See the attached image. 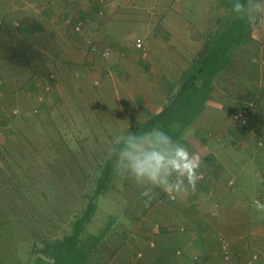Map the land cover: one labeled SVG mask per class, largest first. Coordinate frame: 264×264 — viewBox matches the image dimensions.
Listing matches in <instances>:
<instances>
[{
    "label": "rangeland",
    "instance_id": "rangeland-1",
    "mask_svg": "<svg viewBox=\"0 0 264 264\" xmlns=\"http://www.w3.org/2000/svg\"><path fill=\"white\" fill-rule=\"evenodd\" d=\"M73 1L77 2L74 6L77 14L83 6L98 7L84 10L75 17L83 24L79 31L73 29L72 33L78 34L88 54L98 59L94 71L102 73V77L98 73L99 77L88 76L86 86L81 87L83 93L77 94L69 86L55 88L53 77L47 83L50 86L47 94H38L35 100L38 103L33 101L29 105L36 111L28 116L24 112L21 118H16L13 97L0 95V264L20 263V252L30 249L33 236L34 247L40 250L46 242L61 240L71 233L74 220L82 215L86 197L95 188L105 161L128 132L150 120L147 125L151 127L147 129L159 126L173 140L176 135L174 141L180 142L179 138L196 122L197 106L187 104L190 95H185L182 97L185 105L179 104L174 110L175 94L182 87L191 62L205 54L212 39L220 37L221 31L214 35L218 18L226 19L223 26L234 18L229 7L234 0H225L228 6L222 8L225 13L220 15L214 6L224 0H88L87 5L82 3L81 6L79 0ZM195 18L198 20L194 21ZM189 26L195 30H190ZM245 37L251 39V33ZM224 38L225 35L221 39ZM227 39L244 43L231 51L229 70L227 67L226 72L209 82V89L214 91H208V99L211 104H230L232 120L222 126L208 111L200 120L205 121L207 130H226L222 148L216 154L226 163L228 173L224 178H233L235 185L229 186V192L222 191L207 201L209 205L222 204L219 209L226 206L228 212L234 208L239 213L236 214L238 219L240 216L247 219L258 212L256 199L264 204V163H259L255 170L251 162L256 153L264 161V145L257 144L264 139V110L252 111L255 97L248 93L264 82V59H260L259 64L252 60L254 53L262 51L264 55V48L258 41L260 38L245 41L241 36L239 39L228 36ZM111 40H115L117 46H112ZM137 41L141 42V47L136 46ZM192 42L195 43L192 45ZM92 44L100 53L108 50V55L92 53L89 49ZM113 49L122 57V70L131 76V79L118 80V84L107 80L104 70L113 64L107 63ZM245 73L250 77L236 78ZM114 87L120 90L119 97L105 92L93 96L100 89L113 92ZM215 94H220L222 99L214 98ZM241 97L246 99L241 101ZM44 102L46 107L41 104ZM119 102L129 107L136 103L140 111L134 114L127 111L131 113L128 118L118 120L116 116L122 112L113 108L118 109ZM97 108L105 109L96 111ZM252 113L254 118L256 113L262 114L257 115L258 123L254 125L251 124ZM92 115H96L94 119ZM18 119L21 121L17 122ZM232 125L243 131H256L257 145L253 140L246 150L228 129ZM244 163L247 168L242 167ZM113 169L109 187L99 197L95 215L81 235L90 238L105 232L104 239L91 249L84 264H163L174 249L175 219L191 220L196 216L195 210L186 205L185 199L171 200L160 188H152L150 199L143 197L141 192L147 186H139L122 175L115 162ZM215 218L218 222L222 220ZM150 242L156 247H151ZM170 262L174 264V256Z\"/></svg>",
    "mask_w": 264,
    "mask_h": 264
},
{
    "label": "crops",
    "instance_id": "crops-1",
    "mask_svg": "<svg viewBox=\"0 0 264 264\" xmlns=\"http://www.w3.org/2000/svg\"><path fill=\"white\" fill-rule=\"evenodd\" d=\"M78 2L80 3L79 6L82 3L87 5L88 0H79ZM253 2L264 4V0H251V3ZM226 5L225 0L220 1L217 6H214V10L219 11V15L225 13L222 8ZM74 6H77V2L73 0L0 1V8L6 7V9L0 10V95L13 97L14 111L18 115L16 118H21L20 114L24 112L27 114L24 113V115L28 116L36 111H32L29 105H32L33 101H37L36 96L38 94H42V92L47 94L50 87L47 83L53 77L55 81L52 82L55 84V88L60 87V85L69 86V88L76 90L75 94L77 92L83 93L81 87L82 85L86 86L88 76L102 77V73L99 74L94 71L97 67L95 60L98 59L93 54H88L82 38L78 34L72 33V24L78 20H75V17L80 16L84 10H97L98 7L83 6V8H80L81 12L77 14V9ZM249 7H251V4ZM110 11H113V8H110ZM220 11L222 12L220 13ZM197 12L201 13L202 11ZM211 12L209 14H213ZM69 15L71 19H67ZM197 20L194 19V21ZM202 20L208 21L209 19L203 18ZM218 20V26L215 29L217 34L219 31H223L220 18ZM249 24L251 28V39L249 41L260 38L258 41L261 42V45L263 44L264 48V24ZM189 29L195 30L192 26H189ZM193 39L195 40V37ZM207 40L210 41L209 36ZM193 43L195 42L191 44L193 45ZM111 44L117 46L115 40H111ZM115 51L116 49H113V54L107 57V63L111 62L112 64L113 62L112 66L110 65L111 68L109 66L108 69L106 67L104 70L107 80L109 78L113 84H118V80L131 79V76L128 71L122 70V57H118ZM252 57L253 62L256 64L262 61L260 59H264L262 51L259 54H252ZM98 62L102 64L101 61ZM93 63L95 65H92ZM97 73L99 76H97ZM248 77L250 75L245 73L242 77L238 75L236 78L244 79ZM110 91L100 89L94 92L93 96L96 94L104 95V92L108 96L110 94L116 97L120 96L119 89L114 87L113 92ZM150 91H153V88ZM213 91L214 89L211 90V92ZM248 93L255 97V105L252 111L264 110V107H261V103L264 101V85ZM237 94L244 96L243 93ZM213 97L222 99L220 94L218 96L215 94ZM244 99L246 97H241V101ZM44 103L41 104L46 107L47 104ZM135 104L132 103V106L129 107L125 102H119L118 109L112 106L114 111L122 112L121 115L116 116L118 120L127 119L128 115L131 114L127 111H131L132 114H134L133 112H139L141 107L136 104L137 108ZM96 105L93 104L92 106ZM44 106L42 107L43 110ZM98 106L101 107L100 104ZM241 106L244 105L241 104ZM248 107L250 108V106ZM102 109L97 108L96 111ZM207 111L208 115L213 113L216 119L222 123V126L224 123V125H227L228 122L231 123L232 120V107L230 104L215 102L211 104L208 99L196 117V122L189 126L188 133L186 134V131L179 138V143L187 147L190 152L197 151L201 154L202 163L199 173L202 174V178L197 182L195 190L189 189L188 194L185 193L179 198V200L185 199L186 205L195 210L196 216L185 222L175 219L174 249L173 252L170 251L172 254L162 262L163 264H173L170 262V258L174 256V264H264V211L255 212L253 216H249L247 219H244L243 216L238 219L236 214L239 213L234 208L228 212L226 206L219 209L222 204L218 202L212 205L208 204L207 199L219 195L222 191L229 192V186H234L235 180L230 177L224 178L225 174L228 173L225 170L226 163L219 160L216 154L217 150L222 148V136L226 134V130L223 128L217 131L205 129V121H201L200 118L204 117ZM258 114L262 115L256 113L254 118L252 113L251 124L258 123ZM149 115L144 114V116ZM95 116L92 115V119ZM109 117L111 118L112 115ZM18 121H21V119H18ZM260 121L262 122L261 119H259ZM228 129L233 132L237 141L244 145L246 150L249 143L252 144L251 141H255L253 142L254 145L257 142L254 139L257 135L256 131H243L233 125L229 126ZM263 143L264 139L262 138V140H258L257 144L263 146ZM251 162L255 170L260 165L259 163H264L263 158L258 153L252 156ZM242 167L247 168L246 163ZM254 202H259V200L256 199ZM215 216L222 218V220L218 222ZM145 238L148 239V237ZM224 243L228 244L227 248H224ZM150 246L156 247L152 242H150Z\"/></svg>",
    "mask_w": 264,
    "mask_h": 264
},
{
    "label": "trees",
    "instance_id": "trees-1",
    "mask_svg": "<svg viewBox=\"0 0 264 264\" xmlns=\"http://www.w3.org/2000/svg\"><path fill=\"white\" fill-rule=\"evenodd\" d=\"M239 2L247 4L248 0H239ZM232 13L234 18L230 20L228 24L222 26L223 31L220 37L217 36L215 39H212L205 54L195 58L191 62L186 78L182 83V87H180L175 94L174 110L178 109L179 104L185 105V101L182 99L183 96L190 95L187 104L192 103V105L197 106L195 113L198 116L204 102L209 98L208 91L212 90V88L209 89V82L214 77L221 75L222 72H226L227 67L229 69L228 65L231 63L232 58L230 56L231 51L236 45L239 44L241 46V43H244L242 42L243 40H233L231 42L227 39L228 36H238V39L241 36V38H245V41L250 40V38L245 37L251 33L249 22L246 19L238 18L236 13ZM225 21V18H220L221 25H223ZM215 35H217V33H215ZM224 35L225 38L222 40L221 38L224 37ZM222 41L226 42L222 43ZM200 81H202L201 85L197 84ZM149 122L151 121L149 120ZM149 122H146L140 128H136V130L128 132L125 136L129 133L142 134L150 131L147 129V127H149L147 123ZM175 136L176 135H174V140H176ZM117 145L118 146L114 150L122 147V140H120ZM114 150L105 161V165L96 179L95 188L90 190L86 197L87 202L82 215L74 220L71 233L61 240L57 239L46 242L40 250L35 249V244H33L34 240H32V238H34L33 236L30 240L33 246L30 245V249H22L19 257V261L21 262L17 264H84L85 260L88 259V256L91 254V249L104 239L105 232L90 238H82L81 235L86 230V225L92 216L95 215L99 197H101L109 187L110 179L114 173L113 164L116 159Z\"/></svg>",
    "mask_w": 264,
    "mask_h": 264
},
{
    "label": "clouds",
    "instance_id": "clouds-1",
    "mask_svg": "<svg viewBox=\"0 0 264 264\" xmlns=\"http://www.w3.org/2000/svg\"><path fill=\"white\" fill-rule=\"evenodd\" d=\"M242 4L234 0L232 10L240 19L249 23L264 24V5ZM115 163L122 175H126L139 186H147L141 192L151 198L152 188H160L170 198L182 197L189 189L195 190L202 178L199 169L202 156L161 130L159 126L142 134L129 133L122 138V147L114 150ZM258 211H264V204L256 202Z\"/></svg>",
    "mask_w": 264,
    "mask_h": 264
},
{
    "label": "built area",
    "instance_id": "built-area-1",
    "mask_svg": "<svg viewBox=\"0 0 264 264\" xmlns=\"http://www.w3.org/2000/svg\"><path fill=\"white\" fill-rule=\"evenodd\" d=\"M82 24H83V22L82 21H76L74 24H73V29L74 30H76V31H79L80 29H81V27H82ZM136 46L137 47H141L142 45H141V42H139V41H137L136 42ZM90 51L92 52V53H97V54H102L103 56H106V55H108V50H103L102 51V53H100L101 52V50L100 49H98V47L96 46V45H94V44H92L91 46H90ZM262 85H264V83L262 84ZM238 115V114H237ZM169 198H170V196H169ZM171 200H172V198H170ZM227 243H224V248H227Z\"/></svg>",
    "mask_w": 264,
    "mask_h": 264
}]
</instances>
